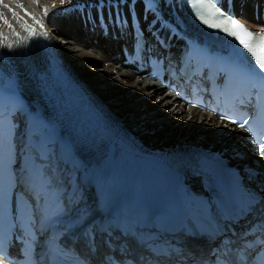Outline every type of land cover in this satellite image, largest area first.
<instances>
[{
  "label": "bare ground",
  "instance_id": "6f19581e",
  "mask_svg": "<svg viewBox=\"0 0 264 264\" xmlns=\"http://www.w3.org/2000/svg\"><path fill=\"white\" fill-rule=\"evenodd\" d=\"M88 1L91 0H0V58L5 65L24 67L23 54L28 55L30 62L57 73L67 85L68 93L79 95L89 108L97 110L96 119L115 121L137 143L156 154L193 145L219 150L230 164H253L251 144L240 129L210 113L186 107L171 91L148 77L157 55L141 52L135 56L128 47L129 34L124 31L116 38L111 37V31L105 36L96 29L89 31L81 24L75 9L70 13L57 12V8ZM233 2L236 10L241 9L237 15L248 27L259 29L264 25L259 17L253 18V5L257 4L259 11L264 0ZM162 7L168 9L163 3ZM41 44L50 47L60 60L52 62L46 58L38 48ZM123 46L128 49L129 61L122 53ZM33 82L28 92L34 103L54 110L42 85ZM121 95L127 103L119 102L117 96ZM256 186L261 188L258 192L264 200V185ZM262 208L254 220L264 215ZM242 223L237 220L232 227L241 229ZM210 242L202 237H181L176 261L188 263L192 257L205 255L206 249L213 245Z\"/></svg>",
  "mask_w": 264,
  "mask_h": 264
},
{
  "label": "snow or ice",
  "instance_id": "6c2138e0",
  "mask_svg": "<svg viewBox=\"0 0 264 264\" xmlns=\"http://www.w3.org/2000/svg\"><path fill=\"white\" fill-rule=\"evenodd\" d=\"M231 24L234 26V27H239V28H242L243 26L239 25L237 23L236 20H232L231 21ZM235 34V33H234ZM248 35L249 38H252V33L251 32H248L246 33ZM259 40H260V49H261V52L264 53V35H259ZM240 43L246 48L248 49L249 51H254V46L253 45H250L248 42H246L243 38H240ZM254 55H256V58L258 59L259 61V67L261 69H264V55H259V54H256L254 52ZM247 123L246 121L244 123H241L240 124V127L243 128L244 127V124Z\"/></svg>",
  "mask_w": 264,
  "mask_h": 264
},
{
  "label": "rangeland",
  "instance_id": "374dc122",
  "mask_svg": "<svg viewBox=\"0 0 264 264\" xmlns=\"http://www.w3.org/2000/svg\"><path fill=\"white\" fill-rule=\"evenodd\" d=\"M134 70H136V69H134ZM137 71V70H136ZM131 73H133L132 71H131ZM138 73H139V71H138ZM134 74V73H133ZM134 75H136V74H134ZM114 96H115V94H114ZM117 99H119L120 101L119 102H121V103H127V101L126 100H124V98H122V95L121 96H117ZM166 128H167V126H166ZM241 161V160H240Z\"/></svg>",
  "mask_w": 264,
  "mask_h": 264
}]
</instances>
